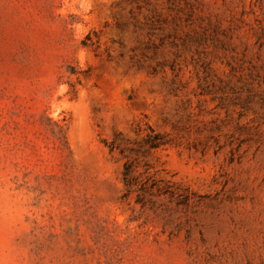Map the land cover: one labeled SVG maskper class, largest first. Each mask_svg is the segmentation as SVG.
Returning a JSON list of instances; mask_svg holds the SVG:
<instances>
[{
	"label": "rangeland",
	"instance_id": "1",
	"mask_svg": "<svg viewBox=\"0 0 264 264\" xmlns=\"http://www.w3.org/2000/svg\"><path fill=\"white\" fill-rule=\"evenodd\" d=\"M0 264H264V0H0Z\"/></svg>",
	"mask_w": 264,
	"mask_h": 264
},
{
	"label": "trees",
	"instance_id": "2",
	"mask_svg": "<svg viewBox=\"0 0 264 264\" xmlns=\"http://www.w3.org/2000/svg\"><path fill=\"white\" fill-rule=\"evenodd\" d=\"M127 172H128V167H127V165H125V167H124V174H123V180H124V183L126 185H128Z\"/></svg>",
	"mask_w": 264,
	"mask_h": 264
}]
</instances>
